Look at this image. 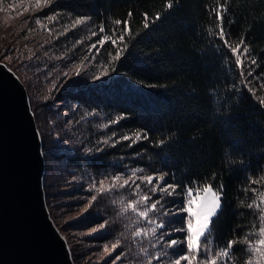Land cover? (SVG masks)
Instances as JSON below:
<instances>
[{
    "label": "trees",
    "instance_id": "16d2710c",
    "mask_svg": "<svg viewBox=\"0 0 264 264\" xmlns=\"http://www.w3.org/2000/svg\"><path fill=\"white\" fill-rule=\"evenodd\" d=\"M166 2L54 0L51 6L27 16L28 25L14 30V36H0V61L28 89L46 164L49 157L53 158L60 179L71 184L68 198L76 197L90 205V211L71 229L88 231L104 225L105 230L82 238L96 245L120 240L123 264H147L160 251L150 235L134 237L136 230L152 225L143 220L137 223L131 212H119L121 199L137 198L131 186L104 195L92 186H99L101 180L110 185L113 176H127L136 167L157 177L166 172V181L184 185L203 182L215 174L216 180L224 183L230 204L219 224L221 239L229 238L234 227L240 233L258 224L238 201L253 196L243 191L248 178L264 174V106L257 99L264 96V88L259 87L264 77H248L255 96L240 83L235 57L227 47H221L222 40L208 33L216 22L215 13L210 15L214 0H172V9L167 10ZM129 12L133 13L129 25L139 35L131 40L116 71L108 69L109 74L104 75L101 66L109 63L108 52L114 54L115 48L110 42L103 48L97 44L93 49L91 45L104 35L99 33L101 24L106 33L121 29L123 24L114 25L112 21H125ZM157 12L161 19L152 23ZM145 13L148 29L142 27ZM49 15L55 20H47ZM229 16L234 20L230 27ZM83 17L90 19L72 27L77 18ZM37 18L44 28L34 24ZM224 27L231 41H238L241 33L251 38L246 40L251 45L249 55L256 57L258 65L251 66L253 76L264 73V0H229ZM94 32L99 34L93 36ZM7 55L11 57L6 59ZM247 70L245 60V76ZM97 76L102 77L96 81ZM136 132L146 133L147 138L135 141ZM125 135L133 139L124 140ZM160 141H164L163 146H159ZM55 148L64 152L57 154L52 151ZM137 183L148 191L143 182ZM92 196L97 199L93 201ZM165 199L167 207L172 208L173 201H180L182 196ZM186 215L165 219L182 221ZM51 217L55 219L56 215L51 212ZM184 235L174 232L164 239H183ZM174 251L168 249L170 255L165 259H174ZM244 258L241 252L240 264ZM153 264L160 262L153 260Z\"/></svg>",
    "mask_w": 264,
    "mask_h": 264
},
{
    "label": "snow or ice",
    "instance_id": "6c2138e0",
    "mask_svg": "<svg viewBox=\"0 0 264 264\" xmlns=\"http://www.w3.org/2000/svg\"><path fill=\"white\" fill-rule=\"evenodd\" d=\"M28 2H34L35 10L51 6L54 0H28ZM228 4L229 0H224V3H221L220 0H214L215 6L210 9V15L215 13L216 22L214 27L208 28V33L222 40L223 45L221 47H227L232 56L235 57L234 64L240 68V83L255 96V88L250 86L252 81L248 80V77L261 80V77H264V73L253 76L255 70L251 66L257 65V59L255 56L249 55L251 45L246 42V40H250L251 38L241 33L238 41H231L230 32H226L224 16L228 15ZM164 7L166 10L172 9V0H167ZM27 10V8L24 9V11ZM143 15L142 27L148 29L150 26L148 15L147 13ZM132 17L133 13L129 12L125 21H121L120 19L113 20L112 24L118 26L123 24L124 26L121 29H112L110 33L105 32L103 24L99 26V33H104V35L96 44H92L91 48L95 49L97 44L103 48L107 42H110L111 46L115 48L114 54L111 51L108 52L109 63L101 66L105 69L104 75L109 74L108 69L112 72L116 71V65L127 52L131 40L139 35V32H133L129 25ZM46 18L49 21L55 20V16L52 15ZM89 19L90 17L77 18L72 27L83 25ZM160 19L161 13L157 12L154 14L151 22L155 23ZM232 23H234V20L229 16V27ZM34 24L40 28H44V24L40 18L35 19ZM117 31L119 35H117ZM30 32L31 30H29ZM99 33L94 32L92 35L95 36ZM225 59L227 63V58ZM245 60L248 62L247 76H245ZM78 67H83V65ZM79 74V71H77L76 75ZM96 79H100V77L97 76ZM235 87L239 90V86ZM259 87L264 88V82L260 83ZM257 99L264 106V96ZM216 103L218 104L219 101L217 100ZM123 118L120 117V119ZM118 122V120L114 121V123ZM133 135L135 141L147 138L146 133L136 132ZM123 139L132 140L133 136L125 135ZM103 143L107 144L108 141L105 140ZM163 143L164 141H160L159 146H163ZM166 176H168L166 172L158 177L148 175L144 168L136 167L127 176L121 174L113 176L110 185L106 186L105 182L101 180L99 186L96 184L92 186L99 195L131 186L132 195L137 198L127 201L121 199L119 201L121 205L119 212L121 214L131 212L138 218L137 223L143 220L152 225L150 229L141 228L134 232V237L150 235L154 241L153 246L160 248V251L154 254L147 261V264H153V260L160 262V264H240L239 256L241 252L244 253L245 257L243 264H264V187H260L264 185V174L258 175L254 179L248 178V186L243 191L245 193L250 191L253 196L250 200L240 199L238 201L241 207L246 208L254 215V219L258 221V224H252L250 227H247V230L240 233H237L234 227L227 239H221L219 235L220 221L230 207L229 201L226 198L224 183L217 181L215 174L203 182H189L187 185H184L183 182H168L165 180ZM137 180L143 182L147 186L148 191H143ZM154 181L156 182L154 183ZM251 185H257L258 187L253 188ZM178 188L180 192H177ZM154 195L157 197L156 199L152 198ZM166 196H182V199L178 202L173 201L174 206L168 208L167 204L169 202L165 199ZM91 199L95 201L97 197L92 196ZM180 213L187 214L182 221H173L170 218L165 219V217L179 216ZM234 214L244 215V213L240 212ZM176 223H181L182 226L173 228L172 225ZM101 227H104V225H101ZM236 227L240 226L237 225ZM174 232H182L185 235L183 239H164L165 237H172ZM119 245L120 240H117L112 245V249L114 250ZM168 249L175 250L171 254L175 258L170 261L165 259L170 255ZM104 251H109L107 246L104 247ZM116 259H119V256Z\"/></svg>",
    "mask_w": 264,
    "mask_h": 264
},
{
    "label": "water",
    "instance_id": "95a60500",
    "mask_svg": "<svg viewBox=\"0 0 264 264\" xmlns=\"http://www.w3.org/2000/svg\"><path fill=\"white\" fill-rule=\"evenodd\" d=\"M45 174L27 87L0 62V264H76L51 217Z\"/></svg>",
    "mask_w": 264,
    "mask_h": 264
},
{
    "label": "rangeland",
    "instance_id": "374dc122",
    "mask_svg": "<svg viewBox=\"0 0 264 264\" xmlns=\"http://www.w3.org/2000/svg\"><path fill=\"white\" fill-rule=\"evenodd\" d=\"M27 8V11L24 9ZM34 10V2L29 3L28 0H0V36L1 34L10 33L13 35L14 30H18L23 26L28 25L27 16H34L41 9ZM27 21V23H25ZM38 35V34H37ZM9 36V35H7ZM12 36V37H13ZM13 50V49H11ZM10 53V52H9ZM12 57L15 52L11 53ZM11 55H7L6 59H9ZM5 59V60H6ZM7 65L5 62L0 61ZM23 63V61H21ZM20 61L17 63L22 64ZM100 79L102 76H99ZM96 81L99 79L94 78ZM28 90V89H27ZM29 93V92H28ZM30 98V95H29ZM31 103V98H30ZM32 107V105H31ZM39 107V106H38ZM40 108V107H39ZM62 109V106L60 107ZM33 110V109H32ZM34 113V112H33ZM40 132V130H39ZM41 135V133H40ZM42 139V137H41ZM43 143V142H42ZM57 154L64 152L61 148H55L52 150ZM44 152V148H43ZM49 166V172L47 173L45 192L48 193L49 197L46 198L48 208L50 213L56 215L53 219L56 226L59 228L61 233L66 238L69 247L71 249L72 255L74 254L78 260L75 261L76 264H123V259L120 247L112 249L114 243H105L102 245L93 244L91 242H86L83 240V235H94L96 232H101L105 230L104 227H96L88 231L73 230L71 226L77 219H80L85 215L86 212L90 211V205L87 203L79 202V198L71 197L68 198L67 194L71 191V184H66L60 179L59 172L57 168L59 166L55 163L53 158L49 157L47 160L46 168ZM46 176V174H45ZM45 184V179H44ZM69 191V192H68ZM58 223V225H57ZM107 246L109 251L105 252L104 247ZM90 252L89 256H87ZM120 255V256H119ZM119 256V259H116ZM88 257V258H87Z\"/></svg>",
    "mask_w": 264,
    "mask_h": 264
}]
</instances>
